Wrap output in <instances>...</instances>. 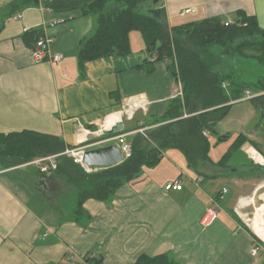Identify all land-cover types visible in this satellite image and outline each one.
<instances>
[{
  "label": "crops",
  "instance_id": "1",
  "mask_svg": "<svg viewBox=\"0 0 264 264\" xmlns=\"http://www.w3.org/2000/svg\"><path fill=\"white\" fill-rule=\"evenodd\" d=\"M17 1L0 0L1 134L34 131L58 136L70 148L101 147L112 143L93 141L101 136V128L123 121V116L125 127L136 113L159 115L167 101L180 94L181 85L168 72L167 61L156 63L151 73L140 69L147 57L144 49L134 50L132 33L130 55L86 62L82 74L77 52L93 28V18L78 12L54 13L42 0L12 14ZM162 4L170 26L213 17L229 23L243 11L254 15L264 29V0H162ZM185 9L194 12L181 15ZM32 30L51 39L50 53L62 55L58 64L34 60L32 51L40 38L31 44L23 39ZM240 134L246 141L226 167L216 165L221 156L204 165L199 176L187 168L184 156L182 165L178 150H169L159 165L120 187L111 203L87 200L84 208L92 217L87 228L65 219H44L35 210L60 212L57 208L67 202L66 193L74 192L63 178L43 173L31 162L9 168L0 164V264H82L91 250L103 256L104 264H133L142 254L162 253H170L180 264H263L264 238L251 222L264 192V131L258 122ZM250 151L256 152L257 160L250 158ZM29 167L33 171L23 173ZM21 169V174L15 173ZM172 182L181 189L166 191L165 185ZM216 182H223L220 189ZM227 183L234 186L233 198L226 197ZM215 204L220 207L217 219L201 226L204 209ZM221 213L226 215L222 222ZM256 244L259 248L252 255Z\"/></svg>",
  "mask_w": 264,
  "mask_h": 264
},
{
  "label": "trees",
  "instance_id": "2",
  "mask_svg": "<svg viewBox=\"0 0 264 264\" xmlns=\"http://www.w3.org/2000/svg\"><path fill=\"white\" fill-rule=\"evenodd\" d=\"M38 4L39 0H18L11 6V13ZM41 4L54 13L93 16V28L77 52L82 74L86 62L130 55V34L138 31L147 57L140 69L151 73L156 63L167 61L168 72L181 85V94L169 99L161 114L141 117L136 113L123 131L93 140L126 135L130 155L113 166L89 167L86 171L63 153L70 147L55 135L26 130L0 133L3 168L56 156V168L43 173L63 178L74 188L72 194L66 193L64 209L59 208L66 221L87 228L92 218L84 208L87 200L111 203L120 187L139 179L144 169L159 165L169 150L181 152L187 168L203 176L202 167L211 164L209 135L228 115L232 103L244 98L246 92L255 95L246 100L258 113L264 131V29L254 15L238 11L229 23L213 17L170 26L162 0H42ZM39 36V30H32L24 33L23 39L31 44ZM224 61L227 64L221 69ZM240 62L251 64L252 71L240 70ZM245 141V136L238 134L216 165L226 167ZM82 264H104V258L91 250ZM133 264L180 263L170 253H162L142 254Z\"/></svg>",
  "mask_w": 264,
  "mask_h": 264
},
{
  "label": "rangeland",
  "instance_id": "3",
  "mask_svg": "<svg viewBox=\"0 0 264 264\" xmlns=\"http://www.w3.org/2000/svg\"><path fill=\"white\" fill-rule=\"evenodd\" d=\"M190 16H192V15L187 16V18H190ZM90 17L93 18V16H90ZM132 46L134 47V50L137 52H139L145 48V43H144L143 39L141 38V35L138 31L132 32ZM226 64L227 63H225V61H224L220 65V68L222 69V67L226 66ZM238 67L240 70L242 69L243 71H246V72L252 71V69H253V66L251 64L242 63V62H240V64H238ZM250 75L253 76L252 73ZM134 115L136 116L137 114H134ZM258 117H259L258 113L254 110L253 106L250 104V102L248 100L244 99V100L236 101V102L232 103V106L230 108L228 115L223 120L218 122V124L215 126L214 131L216 132V134H210L209 135V140L211 143V148H210V152H209L210 160L212 162H217L220 159V157L222 156V154L227 150V148L232 143V141L235 139V137L242 132V130H245V128H252L256 123L259 122ZM122 119H123V121H127L125 116H123ZM225 137H226V139H223ZM174 151H176V150H174ZM176 153H177V155H179V158L182 159V157H183L182 153H180L179 151H176ZM167 154H170V152H168ZM184 163H185V160L183 158L182 159V165ZM231 164L237 166L240 163L237 161H232ZM172 169H173V171H175L173 167H172ZM30 171H33L32 167L23 169V173H28ZM146 171H149V170H146ZM15 173L21 174L22 169L16 171ZM9 183H11V182H9ZM184 183H187V182H184ZM231 184L232 183H227V185H230V186H228L230 191H229V194L226 195L227 198H233L236 195V191L233 188L234 186ZM215 185L217 186V188L220 189L223 185V182L222 183L216 182ZM248 187H250V185H248ZM40 192L44 196H45V194H48V192H45V191H44L45 193L43 191H40ZM40 192H38V194ZM55 196L53 194L52 198H54ZM29 202H30V204H33V206L37 207L36 204L33 203V200H29ZM52 205H53V203H52ZM222 206H223V209H227V206H225V205H222ZM59 208L64 209L63 203H60V207H58L57 209H59ZM35 210H36V212L40 211V213L39 212L38 213L44 219H46V217H48L49 220H53V218H56L57 219L56 221L64 220L63 218H61L62 215L60 212H54V211L49 212L48 211L47 212L49 214L48 215L46 212L41 211L39 208H35ZM62 214H64V211H62ZM224 216H226V215H224V213L223 214L221 213L220 217L218 218V221L222 222L221 219ZM226 223H228V222L226 221ZM51 224H52V222H51ZM228 225H230V224L228 223ZM225 226H227V225H225ZM228 227L229 226H227V228ZM260 256L262 257V254H260Z\"/></svg>",
  "mask_w": 264,
  "mask_h": 264
},
{
  "label": "built area",
  "instance_id": "4",
  "mask_svg": "<svg viewBox=\"0 0 264 264\" xmlns=\"http://www.w3.org/2000/svg\"><path fill=\"white\" fill-rule=\"evenodd\" d=\"M191 12H194V9H185V10L181 11L180 14L184 15L186 13H191ZM50 42H51L50 38H40L37 41L36 48L32 51V57L34 58L35 61H43L44 59H47L49 62H52L54 64H58L61 61V59H62L61 54L50 53V51L48 50L47 45ZM180 94H181V91H180ZM252 96H255V95L251 94L250 92H246L245 99L251 98ZM115 122L113 121V122L109 123L107 128H109L110 125L114 124ZM106 126H107V124H106ZM102 130L103 129L101 128L98 131L99 135H102ZM139 131L142 132V129H140ZM124 136L125 135H123V134L116 135V136L104 139L102 142L108 143V142L118 141V145H119L121 152L123 153V156L128 157L130 155V148H129L128 144L123 143ZM88 147L89 146L79 145V146H76L74 148L67 149L64 152V154H66L70 157H73L76 162L80 163L86 169V171H90L89 167H87L82 161L83 153ZM254 153L256 154L255 151H250L249 156H251L250 158L255 161L257 159L254 156ZM55 157L56 156L35 159L31 162V164L37 166L41 172H49V171L56 168V162L54 160ZM180 189H181V185L178 182H172V183H168L167 185H165L166 191L167 190H180ZM223 192L224 193L226 192L225 189L222 190V193ZM219 210H220V207L216 204L214 206L207 207L204 210V212L200 218V225L203 227H206V226L210 225L211 223H213L217 219ZM258 248H259L258 244H256V246H254L250 250V253L252 255H255Z\"/></svg>",
  "mask_w": 264,
  "mask_h": 264
},
{
  "label": "water",
  "instance_id": "5",
  "mask_svg": "<svg viewBox=\"0 0 264 264\" xmlns=\"http://www.w3.org/2000/svg\"><path fill=\"white\" fill-rule=\"evenodd\" d=\"M124 130L122 120L116 121L102 131L103 135H113ZM212 134H216L213 130ZM226 138V137H225ZM124 156L118 143H111L105 146L86 149L83 153L82 161L87 167H109L119 164L123 161Z\"/></svg>",
  "mask_w": 264,
  "mask_h": 264
},
{
  "label": "bare ground",
  "instance_id": "6",
  "mask_svg": "<svg viewBox=\"0 0 264 264\" xmlns=\"http://www.w3.org/2000/svg\"><path fill=\"white\" fill-rule=\"evenodd\" d=\"M260 199L262 200V204L256 210V213H255V215H254V217L252 219V222H251V227L253 228V230L261 238H264V219H263V212H264V192L260 195Z\"/></svg>",
  "mask_w": 264,
  "mask_h": 264
}]
</instances>
